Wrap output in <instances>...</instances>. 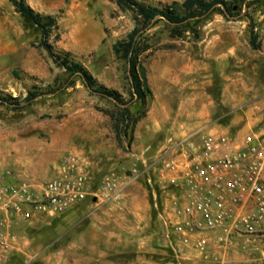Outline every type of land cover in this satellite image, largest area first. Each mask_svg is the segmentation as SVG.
<instances>
[{"label":"rangeland","instance_id":"obj_1","mask_svg":"<svg viewBox=\"0 0 264 264\" xmlns=\"http://www.w3.org/2000/svg\"><path fill=\"white\" fill-rule=\"evenodd\" d=\"M153 6L182 0H143ZM241 13L204 17L181 37L154 19L141 31L148 50L140 55L151 91L132 134L116 138L117 107L56 67L37 47L38 30L0 0V95L20 101L28 91L58 88L20 110L0 105V187L39 185L55 176L68 155L87 162L91 187L101 176L119 177L116 193L89 197L57 214L33 211L13 224L17 238L2 264H264V236H233L223 250L200 254L163 225L161 214L178 192L160 175L165 141L191 116L189 97L203 96L207 130L236 135L264 128V0H246ZM57 19L49 42L69 52L103 86L129 100L127 65L111 45L134 26L130 11L114 0H26ZM248 14L260 48L249 46ZM179 75L176 85L172 76ZM195 104V97L192 99ZM261 107H253L262 101ZM247 106L253 107L247 111ZM133 116L142 111L129 102ZM200 108V106H199ZM129 134V133H128Z\"/></svg>","mask_w":264,"mask_h":264},{"label":"built area","instance_id":"obj_2","mask_svg":"<svg viewBox=\"0 0 264 264\" xmlns=\"http://www.w3.org/2000/svg\"><path fill=\"white\" fill-rule=\"evenodd\" d=\"M160 177L177 190L161 219L180 242L200 254L226 249L233 236H264V130L239 135L201 128L168 137ZM89 166L68 155L51 179L0 187V264L15 249L13 224L29 212L57 214L86 197L113 196L119 177L105 173L91 187Z\"/></svg>","mask_w":264,"mask_h":264},{"label":"trees","instance_id":"obj_3","mask_svg":"<svg viewBox=\"0 0 264 264\" xmlns=\"http://www.w3.org/2000/svg\"><path fill=\"white\" fill-rule=\"evenodd\" d=\"M14 12L35 27L39 33L37 47L45 50L52 63L69 74L79 78L82 84L96 95L106 97L113 101L117 110L111 116L113 131L116 138H126L134 131L138 121L145 116L147 98L151 96L145 68L140 60V55L148 50L141 31L154 19L162 20L170 27L172 37H181L182 34L197 25L204 17L213 12H219L226 18H232L241 13L243 6L248 5L246 0H182L172 1L169 4L153 6L143 0H114L117 8L130 11L134 23L133 28L123 38L116 40L111 45L112 54L116 59H122L127 65V77L129 84V100L125 101L121 94L100 84L90 72L79 62L75 61L69 52L56 50L49 42L53 30L57 28V19L53 15L41 14L33 10L26 0H6ZM249 26V46L253 50L260 48L258 34L254 30V22L245 14ZM58 88L47 90L33 89L19 100L17 97L0 95V105L20 110L31 104L38 97L53 94ZM138 102L142 111L138 116H133L127 107L129 102ZM129 133V134H128Z\"/></svg>","mask_w":264,"mask_h":264},{"label":"crops","instance_id":"obj_4","mask_svg":"<svg viewBox=\"0 0 264 264\" xmlns=\"http://www.w3.org/2000/svg\"><path fill=\"white\" fill-rule=\"evenodd\" d=\"M31 7V6H30ZM32 8V7H31ZM33 9V8H32ZM171 76H172V84L174 86H179V85H176V82L177 80H179V75H176L173 73H170ZM194 96H190L189 97V102H188V105L190 102H193V104L191 105V110L192 112L195 114L193 116H191V112L189 117H190V121L188 123H185L186 125L184 126H180L179 129L174 132L170 137H174L176 139H180L182 138L184 135L188 134L189 132H192V131H195V130H198V129H201L203 127H207V120H206V116H205V113L203 112L202 108H204L205 106V100L203 98V96H200L198 94H193ZM193 97H195V104H194V101L192 100ZM263 103V100L262 101H259L257 102L256 104L253 105V107H261V104ZM264 104V103H263ZM200 106V108H199ZM253 107H249L247 106V111L248 110H252ZM246 130L245 132H248V131H251V130H254V131H259V130H264V128L262 129H255L253 126H246ZM209 131H212V132H219V133H229L228 130H221L219 131L218 129L216 128H210ZM242 130L238 131L236 133V135H239V134H242L244 132L241 133Z\"/></svg>","mask_w":264,"mask_h":264},{"label":"water","instance_id":"obj_5","mask_svg":"<svg viewBox=\"0 0 264 264\" xmlns=\"http://www.w3.org/2000/svg\"><path fill=\"white\" fill-rule=\"evenodd\" d=\"M92 201H94V199Z\"/></svg>","mask_w":264,"mask_h":264}]
</instances>
